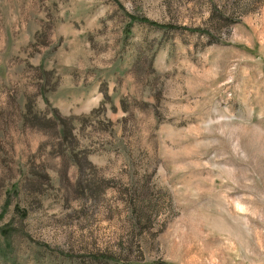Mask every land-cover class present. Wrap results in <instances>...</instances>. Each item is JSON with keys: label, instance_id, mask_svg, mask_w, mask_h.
<instances>
[{"label": "rangeland", "instance_id": "374dc122", "mask_svg": "<svg viewBox=\"0 0 264 264\" xmlns=\"http://www.w3.org/2000/svg\"><path fill=\"white\" fill-rule=\"evenodd\" d=\"M0 264H264V0H0Z\"/></svg>", "mask_w": 264, "mask_h": 264}, {"label": "trees", "instance_id": "16d2710c", "mask_svg": "<svg viewBox=\"0 0 264 264\" xmlns=\"http://www.w3.org/2000/svg\"><path fill=\"white\" fill-rule=\"evenodd\" d=\"M25 109L26 112L24 114V118L25 121L28 122V125L30 128L32 129H37V130H43V129H47L49 127L53 126V123H59V125L61 126V130L59 131V135L61 136L62 139L67 140L68 138L73 140V136L71 135V131H72V120L74 119V117H69V118H64L61 117V115L58 113V111L53 110V112H51V116L47 117L46 114H40L37 113L33 110V107L30 103V100H27L25 103ZM80 156H77L76 154L73 155V157L75 159H73L74 164H76L77 168L82 169V165L80 164V160H81V153H79ZM83 156V161L85 162V164H89L85 157L86 155H82Z\"/></svg>", "mask_w": 264, "mask_h": 264}]
</instances>
